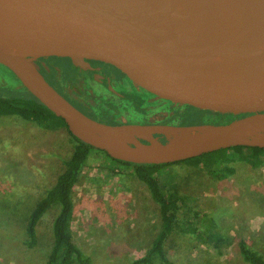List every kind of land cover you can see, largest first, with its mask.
<instances>
[{
	"label": "water",
	"instance_id": "1",
	"mask_svg": "<svg viewBox=\"0 0 264 264\" xmlns=\"http://www.w3.org/2000/svg\"><path fill=\"white\" fill-rule=\"evenodd\" d=\"M144 20L167 24L162 42L131 24ZM184 26L236 36L204 60L206 43L199 58L180 43ZM38 58L136 110L235 118L104 124L65 100L41 75ZM190 60L195 64L182 66ZM0 66L71 136L116 161L161 165L235 147L264 150V0H0Z\"/></svg>",
	"mask_w": 264,
	"mask_h": 264
},
{
	"label": "rangeland",
	"instance_id": "2",
	"mask_svg": "<svg viewBox=\"0 0 264 264\" xmlns=\"http://www.w3.org/2000/svg\"><path fill=\"white\" fill-rule=\"evenodd\" d=\"M49 78L59 82L55 75ZM1 85L19 88L0 66ZM134 116L140 119L142 112ZM71 144L64 128L45 130L15 116H0V264L43 263L55 209H47L38 220L36 245L30 249L22 244L21 216L51 186ZM230 166L232 174L220 181L190 167H167L169 178L192 197L191 209L211 220L222 240L214 248L212 242L203 245L174 234L165 248L171 256V243L181 240L184 251L176 264H244L237 253L241 240L264 253V160L253 169L241 162ZM129 172L92 150L73 187L70 228L91 264H126L143 254L155 233L157 207Z\"/></svg>",
	"mask_w": 264,
	"mask_h": 264
},
{
	"label": "trees",
	"instance_id": "3",
	"mask_svg": "<svg viewBox=\"0 0 264 264\" xmlns=\"http://www.w3.org/2000/svg\"><path fill=\"white\" fill-rule=\"evenodd\" d=\"M49 69L51 75L47 74L48 82L49 76H56L55 71L51 67ZM58 75L61 84L69 80L63 72ZM16 83L19 87L17 89L7 85L0 86V116H15L45 130H66L60 118L55 117L20 87L17 80ZM54 83L50 79V84ZM66 133L72 144L67 157L61 159L62 169L51 186L21 216L22 244L27 249L36 245V224L45 211L53 207L56 213L50 225V245L42 264H91L90 258L76 245L70 224L73 213V187L79 181L88 156L95 149L75 139L67 130ZM95 151L109 158L105 153ZM109 159L130 170L129 175L145 188L158 211V223L155 224V233L148 247L141 256L126 264H176L184 251L181 240H177L175 244L171 243L170 247L175 254L169 256L168 248H165L166 241L174 234L191 236L203 245L212 242L214 248H217L222 240L213 222L204 215L199 216L198 210L191 209L192 197L184 191L181 192L183 188L179 189L180 184L169 178L167 167H190L198 170L197 175L203 172L213 181H220L232 174L231 162H241L252 169L257 167L264 160V150L235 147L161 165H138ZM237 253L244 264H264V253L249 247L242 240L237 243Z\"/></svg>",
	"mask_w": 264,
	"mask_h": 264
},
{
	"label": "flooded vegetation",
	"instance_id": "4",
	"mask_svg": "<svg viewBox=\"0 0 264 264\" xmlns=\"http://www.w3.org/2000/svg\"><path fill=\"white\" fill-rule=\"evenodd\" d=\"M36 63L39 66V71L44 79L47 80V74L51 75L50 71L48 73H43L42 64H46L48 69L51 67L55 69V63L52 62L49 58H38ZM51 70V69H49ZM56 77H59L56 69L54 70ZM50 84V79L49 82ZM60 82H55L52 87L73 107L78 109L83 114L88 117L109 125H129V124H163V125H194L202 123H225L235 117L230 118V116H191L186 119V115L182 114H161L145 110H136L129 106L123 105L121 103L115 102L101 93L91 90L85 83L81 82L78 79H69L63 84ZM137 112H142L140 119L134 118V114ZM201 117L202 120H201ZM220 117V118H219ZM153 137L157 138L158 141L164 142V137L160 135H154Z\"/></svg>",
	"mask_w": 264,
	"mask_h": 264
},
{
	"label": "bare ground",
	"instance_id": "5",
	"mask_svg": "<svg viewBox=\"0 0 264 264\" xmlns=\"http://www.w3.org/2000/svg\"><path fill=\"white\" fill-rule=\"evenodd\" d=\"M134 25H144L147 30L148 36L154 41V43H160L164 40L166 35L167 24L153 21V20H144L138 22H132ZM236 36V32L218 29L213 32H208L203 29H199L192 26H184L180 32V43L192 49L195 53L196 57H200L203 52L204 43L207 44V53L204 60L208 59L209 56L216 54L226 48L233 42L234 37ZM154 44H152V47ZM195 61L190 60V62L186 61L185 66L194 65ZM181 66V67H182ZM174 68L172 67H169ZM250 128L248 126H243L240 128V131H248ZM148 149V148H146Z\"/></svg>",
	"mask_w": 264,
	"mask_h": 264
}]
</instances>
